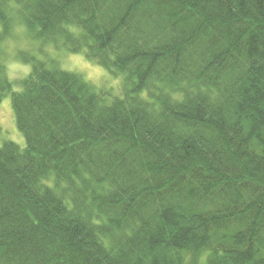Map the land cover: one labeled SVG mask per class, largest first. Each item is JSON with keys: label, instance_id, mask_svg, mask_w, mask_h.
<instances>
[{"label": "trees", "instance_id": "trees-1", "mask_svg": "<svg viewBox=\"0 0 264 264\" xmlns=\"http://www.w3.org/2000/svg\"><path fill=\"white\" fill-rule=\"evenodd\" d=\"M123 76L111 97L53 58ZM0 264H264V0H0Z\"/></svg>", "mask_w": 264, "mask_h": 264}, {"label": "rangeland", "instance_id": "rangeland-1", "mask_svg": "<svg viewBox=\"0 0 264 264\" xmlns=\"http://www.w3.org/2000/svg\"><path fill=\"white\" fill-rule=\"evenodd\" d=\"M1 43L7 74L13 81L26 76L32 68L30 63L22 60L20 54L23 51L40 59H55L60 68L79 73L98 90L110 93L111 97L122 95V75L112 74L96 61L87 58L83 52H70L65 47L55 48L40 39L31 38L26 27L18 20L13 26L11 35ZM4 141H13L21 148L26 146L25 136L17 126L10 94L0 101V145Z\"/></svg>", "mask_w": 264, "mask_h": 264}, {"label": "bare ground", "instance_id": "bare-ground-1", "mask_svg": "<svg viewBox=\"0 0 264 264\" xmlns=\"http://www.w3.org/2000/svg\"><path fill=\"white\" fill-rule=\"evenodd\" d=\"M187 256V260H186V262L188 263L189 262V264H191L192 263V256H190V255H186ZM206 257V254H203L202 255V259H200L199 260V262H198V264H203V262H204V258Z\"/></svg>", "mask_w": 264, "mask_h": 264}]
</instances>
